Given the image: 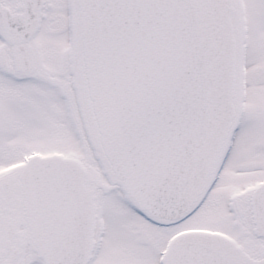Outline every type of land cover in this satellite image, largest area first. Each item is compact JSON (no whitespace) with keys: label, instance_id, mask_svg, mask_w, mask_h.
I'll use <instances>...</instances> for the list:
<instances>
[{"label":"snow or ice","instance_id":"1","mask_svg":"<svg viewBox=\"0 0 264 264\" xmlns=\"http://www.w3.org/2000/svg\"><path fill=\"white\" fill-rule=\"evenodd\" d=\"M0 264H264V0H0Z\"/></svg>","mask_w":264,"mask_h":264}]
</instances>
